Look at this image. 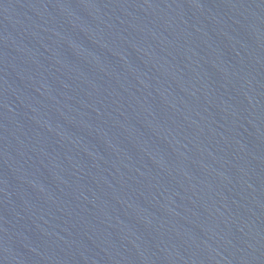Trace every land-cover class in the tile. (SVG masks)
I'll use <instances>...</instances> for the list:
<instances>
[{
    "label": "water",
    "instance_id": "obj_1",
    "mask_svg": "<svg viewBox=\"0 0 264 264\" xmlns=\"http://www.w3.org/2000/svg\"><path fill=\"white\" fill-rule=\"evenodd\" d=\"M0 264H264V0H0Z\"/></svg>",
    "mask_w": 264,
    "mask_h": 264
}]
</instances>
